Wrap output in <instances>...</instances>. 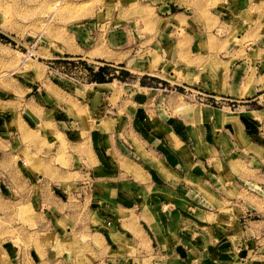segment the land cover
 <instances>
[{"label":"rangeland","instance_id":"374dc122","mask_svg":"<svg viewBox=\"0 0 264 264\" xmlns=\"http://www.w3.org/2000/svg\"><path fill=\"white\" fill-rule=\"evenodd\" d=\"M254 15L264 18V0H0V264H93L110 256L105 244L116 243V226L108 221V235L100 236L97 211L104 208L111 218L124 214L110 204L115 190L108 184L102 186L107 195L101 202L92 195L97 182L88 197L79 191L85 180L79 171L96 168L94 153L77 144L88 132L70 133L77 123L83 133L86 125L92 131L96 120L112 115L110 107L93 113L85 106L89 96L120 85L137 102L133 128L151 131L146 144L164 157L157 131L169 119L171 131L181 134L174 116L184 104L221 112L247 104L220 94L228 86L231 62L251 42L239 22ZM219 18L225 19L220 26ZM226 29L228 38L217 39ZM105 64L114 82L96 90L89 69ZM248 104L263 108L264 95ZM118 142L122 138L115 139L116 149ZM92 149L98 154L95 144ZM134 152H122V167L138 168L140 174L133 176L144 180L152 170L147 154ZM25 170L41 186L46 206L60 209L64 217L58 223L45 214V206L28 202L34 187ZM106 172L113 178L118 165ZM93 174L97 178L98 172ZM55 187V194L65 191H59V203L51 198Z\"/></svg>","mask_w":264,"mask_h":264},{"label":"crops","instance_id":"0c3cea01","mask_svg":"<svg viewBox=\"0 0 264 264\" xmlns=\"http://www.w3.org/2000/svg\"><path fill=\"white\" fill-rule=\"evenodd\" d=\"M224 20L219 18L218 25ZM239 23L244 29L242 35L251 42L244 47L242 57L231 62L228 86L220 95L247 104L225 112L205 104L195 108L184 104L174 116L182 133L171 131L174 128L167 124L169 119L157 131L164 142L165 158L157 157L146 144L151 131L133 128L136 125L131 120H138L137 102L122 92L120 85L109 87L108 94L97 91L89 96L85 106L93 113L107 112L110 107L112 115L96 120L92 131L86 125L83 133V124L78 123L71 129L74 136L88 132L77 144L87 145L94 153L96 168L91 171L98 172L96 178L94 174L91 177L90 169L79 171L85 180L78 189L88 197L92 182H97L99 190L92 195L101 202L107 195L102 186L108 184L115 190L110 204L124 214L111 218L104 208L97 211L102 224L96 231L107 236L108 221H114L116 243L105 244L110 256L97 257L93 264H264V107L254 109L248 104L264 95V18L254 15L250 22ZM227 33L228 29L216 37L226 39ZM233 50L237 52L239 46ZM113 82L90 84L102 90ZM67 122L70 126V118ZM118 138L123 143L118 142L116 149L114 141ZM94 144L98 154L92 149ZM131 149L147 154L152 170L144 180L133 176L140 174L138 168L127 171L122 167L126 158L122 152ZM109 165H118L113 178L107 176ZM23 174L34 187L28 202L37 208L45 206V214L58 223L64 217L60 209L46 206L39 183L27 170ZM56 189L51 198L59 203L62 196L58 193L65 191L61 188L55 194ZM55 229L58 233L59 228Z\"/></svg>","mask_w":264,"mask_h":264},{"label":"trees","instance_id":"16d2710c","mask_svg":"<svg viewBox=\"0 0 264 264\" xmlns=\"http://www.w3.org/2000/svg\"><path fill=\"white\" fill-rule=\"evenodd\" d=\"M110 69L111 67L109 66V64L98 67L95 72H92V70L89 69L91 71V75L88 80L90 82L96 83L111 82L115 78V76L110 73Z\"/></svg>","mask_w":264,"mask_h":264}]
</instances>
